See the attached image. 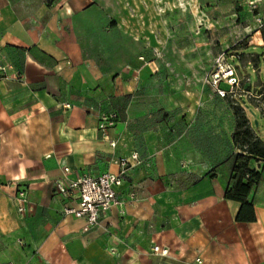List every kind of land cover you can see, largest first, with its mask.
Here are the masks:
<instances>
[{
    "label": "crops",
    "instance_id": "0c3cea01",
    "mask_svg": "<svg viewBox=\"0 0 264 264\" xmlns=\"http://www.w3.org/2000/svg\"><path fill=\"white\" fill-rule=\"evenodd\" d=\"M100 5L0 0V52L13 67L0 77V263L192 264L200 256L205 264H264V175L249 197L257 194L256 221H237L240 203L225 198L238 152L232 107L212 96L182 110L175 132L133 130V110L113 108L131 82L114 75L116 63L90 56L107 50ZM120 37L112 32L111 54ZM112 115L104 130L103 117ZM134 153L139 162L118 189L123 212L112 208L89 230L85 219L63 213L69 200L55 181L65 166L70 178L117 172L111 159ZM18 188L30 199L23 215Z\"/></svg>",
    "mask_w": 264,
    "mask_h": 264
},
{
    "label": "rangeland",
    "instance_id": "374dc122",
    "mask_svg": "<svg viewBox=\"0 0 264 264\" xmlns=\"http://www.w3.org/2000/svg\"><path fill=\"white\" fill-rule=\"evenodd\" d=\"M91 1V0H90ZM98 2V0H94ZM106 19L103 41L106 53L90 54L95 62L119 66L115 76L125 75L127 88L113 104L134 116L128 126L137 133L159 128L175 132L180 112L203 107L218 98L207 74L222 51L240 54L234 59L242 76L250 78L245 88L263 94L251 99L247 116L264 139V0H99ZM120 34V50L112 53V32ZM135 43L136 46H132ZM137 49L136 53H132ZM251 62V63H249ZM124 77V76H122ZM221 87L228 89L223 82ZM240 105V104H237ZM221 108L217 104V108ZM233 109V108H232ZM255 119L259 125L255 124ZM250 167L264 175V158H253ZM254 193L252 202H256ZM3 264V263H0Z\"/></svg>",
    "mask_w": 264,
    "mask_h": 264
},
{
    "label": "built area",
    "instance_id": "2783aa9c",
    "mask_svg": "<svg viewBox=\"0 0 264 264\" xmlns=\"http://www.w3.org/2000/svg\"><path fill=\"white\" fill-rule=\"evenodd\" d=\"M258 20L262 27L264 23L261 19ZM234 59L239 60L240 54H229L225 50L220 52L215 57L213 68L207 74V82L212 85L219 97L231 100L234 104H240L247 109L248 104H251V99L260 102L263 94H255L253 89L245 88L246 84L250 82V78L241 75L239 66L235 64ZM11 69H13L12 65L6 62L5 55L0 52V77L8 78ZM223 82L229 86L228 89L221 87ZM65 107L71 109L70 104H65ZM256 107L264 114V103L260 107ZM114 117L115 115L103 117V121L106 122H103L101 127L105 130L107 126L112 125ZM115 144V142L112 143L114 146ZM111 161L119 166V171H107L98 175L77 172L76 178H70L69 175L74 171L65 166L63 176L55 181L56 192L69 200V203L63 208V213L85 219V230L102 226L103 216L112 208H120V211L123 212L124 198L118 189L123 185L125 177L133 167L132 161L139 162V155L134 153L131 158L114 157ZM129 196L131 199H136V191L130 190ZM29 202L26 188H18L16 208L20 214L26 213ZM153 252L167 254V250L161 249L159 245H154ZM192 264H205V262L202 257L197 256Z\"/></svg>",
    "mask_w": 264,
    "mask_h": 264
},
{
    "label": "trees",
    "instance_id": "16d2710c",
    "mask_svg": "<svg viewBox=\"0 0 264 264\" xmlns=\"http://www.w3.org/2000/svg\"><path fill=\"white\" fill-rule=\"evenodd\" d=\"M235 115L233 142L238 152L233 155L232 181L225 191V198L240 203L236 220L254 222L257 220L255 205L249 198L252 189L261 180V173L250 167L253 158H264V139L250 125L247 109L232 105Z\"/></svg>",
    "mask_w": 264,
    "mask_h": 264
},
{
    "label": "water",
    "instance_id": "95a60500",
    "mask_svg": "<svg viewBox=\"0 0 264 264\" xmlns=\"http://www.w3.org/2000/svg\"><path fill=\"white\" fill-rule=\"evenodd\" d=\"M255 124L259 125V121L257 119H255Z\"/></svg>",
    "mask_w": 264,
    "mask_h": 264
}]
</instances>
